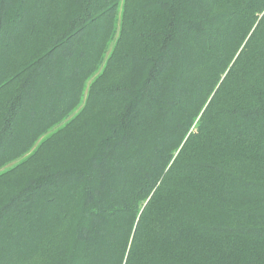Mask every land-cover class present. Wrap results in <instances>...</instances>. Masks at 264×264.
Instances as JSON below:
<instances>
[{"label":"trees","instance_id":"trees-1","mask_svg":"<svg viewBox=\"0 0 264 264\" xmlns=\"http://www.w3.org/2000/svg\"><path fill=\"white\" fill-rule=\"evenodd\" d=\"M0 264H264V0H0Z\"/></svg>","mask_w":264,"mask_h":264}]
</instances>
